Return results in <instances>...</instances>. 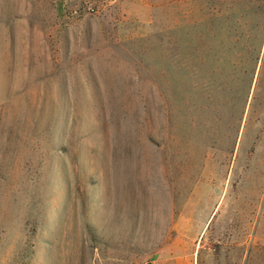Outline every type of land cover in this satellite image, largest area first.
<instances>
[{"label": "rangeland", "instance_id": "obj_1", "mask_svg": "<svg viewBox=\"0 0 264 264\" xmlns=\"http://www.w3.org/2000/svg\"><path fill=\"white\" fill-rule=\"evenodd\" d=\"M146 260L264 264V0H0V264Z\"/></svg>", "mask_w": 264, "mask_h": 264}, {"label": "built area", "instance_id": "obj_2", "mask_svg": "<svg viewBox=\"0 0 264 264\" xmlns=\"http://www.w3.org/2000/svg\"><path fill=\"white\" fill-rule=\"evenodd\" d=\"M85 7H87L91 11H94V9H95L92 5L87 4V3L85 5ZM143 264H159V263L157 261H154V260H146L143 262Z\"/></svg>", "mask_w": 264, "mask_h": 264}]
</instances>
